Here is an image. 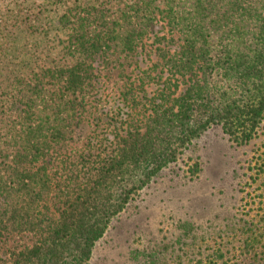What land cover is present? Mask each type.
<instances>
[{"label": "trees", "instance_id": "16d2710c", "mask_svg": "<svg viewBox=\"0 0 264 264\" xmlns=\"http://www.w3.org/2000/svg\"><path fill=\"white\" fill-rule=\"evenodd\" d=\"M159 24L174 50L163 60L187 88H162L143 127L118 128L92 155L93 93ZM134 88H117L122 102ZM263 120L264 0H0V242L34 238L0 264H89L111 222L202 133L218 126L243 145ZM176 230L175 245L195 227ZM147 253L128 257L164 264L160 247Z\"/></svg>", "mask_w": 264, "mask_h": 264}, {"label": "rangeland", "instance_id": "374dc122", "mask_svg": "<svg viewBox=\"0 0 264 264\" xmlns=\"http://www.w3.org/2000/svg\"><path fill=\"white\" fill-rule=\"evenodd\" d=\"M164 34L159 24L123 74L110 72L100 80L89 124L92 155L110 145L118 128L143 127L140 117L150 114L162 88L176 95L187 88L165 63L174 50L163 41ZM124 82L136 89L122 102L117 88ZM97 141L103 146L100 151ZM81 149V143L73 147L79 154ZM181 220L192 223L195 232L175 245ZM33 241L31 236H15L0 242V263L8 261L9 250ZM158 247L164 264H258L264 252V120L259 134L243 145L232 143L218 126L202 133L111 222L89 264H133L131 251L150 253Z\"/></svg>", "mask_w": 264, "mask_h": 264}]
</instances>
